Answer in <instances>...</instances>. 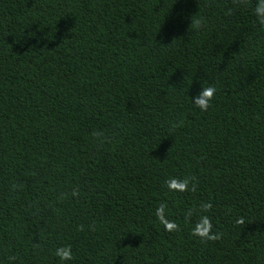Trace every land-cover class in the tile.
<instances>
[{
    "label": "trees",
    "instance_id": "trees-1",
    "mask_svg": "<svg viewBox=\"0 0 264 264\" xmlns=\"http://www.w3.org/2000/svg\"><path fill=\"white\" fill-rule=\"evenodd\" d=\"M254 5L0 0L2 264H62L54 253L65 245L70 264H264V31ZM205 83L218 92L201 112L189 97ZM172 177H193L195 191L168 192ZM161 202L178 231L154 216ZM192 208L219 240L191 235Z\"/></svg>",
    "mask_w": 264,
    "mask_h": 264
},
{
    "label": "clouds",
    "instance_id": "clouds-1",
    "mask_svg": "<svg viewBox=\"0 0 264 264\" xmlns=\"http://www.w3.org/2000/svg\"><path fill=\"white\" fill-rule=\"evenodd\" d=\"M253 15L255 17V24L259 26V28L264 31V0H255V5L253 9ZM205 26V22L203 18H197L195 21L191 22V27L194 30H198ZM218 92L215 84L205 83L201 85V90L194 97H189V103L192 107L198 108L201 112H207L209 108L212 106V102ZM102 132H94L93 136L100 138L103 137ZM166 187L168 192L170 193H183V192H191L195 191L196 184L194 182L193 177H184V178H176L172 177L168 179L166 182ZM66 193H61L60 199L64 200L67 198ZM72 198H76L79 196V191L77 189H73L70 193ZM200 210L202 212H206L212 209L213 205L209 203H201ZM196 212V209H188L184 214V223L191 225L190 233L193 237L199 238L203 242L207 241H217L221 238V235L218 231H214V226L212 223V219L208 215H199L197 220L193 223L192 218ZM170 211L168 208V204L166 202H161L160 205L156 208L154 212V216L163 225L164 230L166 232H173L179 230V225L172 219H169ZM237 224H243V219H238L236 221ZM55 257L58 261L62 262V264H70L75 259L73 248L71 245H65L61 247H57L54 253ZM17 259L15 256H8V264H13V262ZM2 264V262H0Z\"/></svg>",
    "mask_w": 264,
    "mask_h": 264
}]
</instances>
